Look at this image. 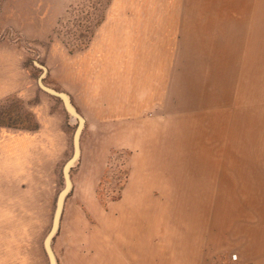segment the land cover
Segmentation results:
<instances>
[{"label":"rangeland","instance_id":"1","mask_svg":"<svg viewBox=\"0 0 264 264\" xmlns=\"http://www.w3.org/2000/svg\"><path fill=\"white\" fill-rule=\"evenodd\" d=\"M0 43L39 92L0 99V129H37L40 94L66 112L41 79L85 119L68 175L78 124L38 184L1 186L0 243L38 245L32 264L53 232L58 264H264V0H0Z\"/></svg>","mask_w":264,"mask_h":264},{"label":"crops","instance_id":"2","mask_svg":"<svg viewBox=\"0 0 264 264\" xmlns=\"http://www.w3.org/2000/svg\"><path fill=\"white\" fill-rule=\"evenodd\" d=\"M15 54L14 47L0 43V74L7 76V78L0 79V99L18 96L30 100L33 91L36 95L39 92L23 84L17 85ZM40 97L39 103L32 108L38 123L37 129H0V198L6 195L4 190H1V186H17L16 181L21 183L27 181L29 185L34 181V184H38L43 174L42 164H46L49 159L52 161L56 150H68L65 140L72 124L67 119V114H65L67 112L62 114L53 108V102L51 103L44 94H40ZM33 246L38 252L39 246L36 244L0 243V264H32ZM69 249L70 247L63 246L61 250ZM35 256L38 258L37 261H43L42 254L39 252ZM59 256L64 257L66 262L70 259L65 253Z\"/></svg>","mask_w":264,"mask_h":264},{"label":"water","instance_id":"3","mask_svg":"<svg viewBox=\"0 0 264 264\" xmlns=\"http://www.w3.org/2000/svg\"><path fill=\"white\" fill-rule=\"evenodd\" d=\"M40 88L42 90H44L45 92H47L48 94L61 99L63 106H64V108L68 114L69 122L72 125L78 124V130H77V133L75 135V141H74L75 153H74L73 158L67 163V165L65 167L64 174H66V170H71L72 167L77 162L76 160L80 157V153H81L80 134L82 133V128H83V125L85 123V119L78 113L76 107L73 105L71 98L68 94L63 93V92H58L52 88L45 86L44 84H40ZM66 180H67V178H66ZM67 184H68L67 189L62 192V194L59 198L57 218L55 220V230H57L59 227V222H60L59 220H60V215L62 212L64 198L66 196L68 188L71 186L70 180ZM54 234H55L54 232L52 234H50L45 241V250H46V253H47V256L49 259V264H58L56 255H55L53 248H52V245H51Z\"/></svg>","mask_w":264,"mask_h":264},{"label":"built area","instance_id":"4","mask_svg":"<svg viewBox=\"0 0 264 264\" xmlns=\"http://www.w3.org/2000/svg\"><path fill=\"white\" fill-rule=\"evenodd\" d=\"M238 259H239L238 254H234V255L232 256V262H237Z\"/></svg>","mask_w":264,"mask_h":264},{"label":"bare ground","instance_id":"5","mask_svg":"<svg viewBox=\"0 0 264 264\" xmlns=\"http://www.w3.org/2000/svg\"><path fill=\"white\" fill-rule=\"evenodd\" d=\"M44 72H45V74H44V77L46 76V74H47V71L46 70H44ZM40 84H42V79L40 80ZM68 172H69V170H67V175H68Z\"/></svg>","mask_w":264,"mask_h":264}]
</instances>
